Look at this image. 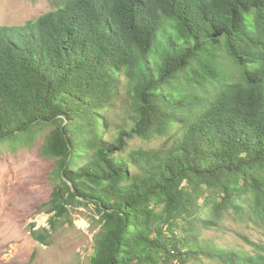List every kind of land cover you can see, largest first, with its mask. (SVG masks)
<instances>
[{
    "label": "trees",
    "instance_id": "16d2710c",
    "mask_svg": "<svg viewBox=\"0 0 264 264\" xmlns=\"http://www.w3.org/2000/svg\"><path fill=\"white\" fill-rule=\"evenodd\" d=\"M50 1L0 26V143L48 129L51 228L93 204L91 264H264L197 244L230 211L264 233V0Z\"/></svg>",
    "mask_w": 264,
    "mask_h": 264
},
{
    "label": "rangeland",
    "instance_id": "374dc122",
    "mask_svg": "<svg viewBox=\"0 0 264 264\" xmlns=\"http://www.w3.org/2000/svg\"><path fill=\"white\" fill-rule=\"evenodd\" d=\"M52 7L50 0H0V26L23 25ZM47 130L33 138L0 143V264H91L94 235L101 227L93 204L73 202L54 228L49 223L54 213L49 211L51 199L59 179L53 159L40 149ZM162 140L134 138L127 151L158 147ZM34 230L45 233L49 244L36 240ZM240 235L264 243L261 228L230 211L219 228L200 229L197 244L249 254L253 249ZM193 264L223 263L201 256Z\"/></svg>",
    "mask_w": 264,
    "mask_h": 264
},
{
    "label": "bare ground",
    "instance_id": "6f19581e",
    "mask_svg": "<svg viewBox=\"0 0 264 264\" xmlns=\"http://www.w3.org/2000/svg\"><path fill=\"white\" fill-rule=\"evenodd\" d=\"M41 220H44V218H42Z\"/></svg>",
    "mask_w": 264,
    "mask_h": 264
}]
</instances>
